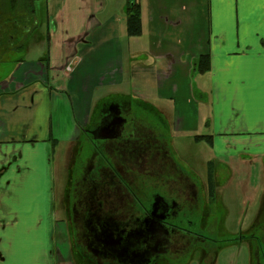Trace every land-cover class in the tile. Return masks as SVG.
Here are the masks:
<instances>
[{"label":"crops","instance_id":"obj_1","mask_svg":"<svg viewBox=\"0 0 264 264\" xmlns=\"http://www.w3.org/2000/svg\"><path fill=\"white\" fill-rule=\"evenodd\" d=\"M137 1L138 37L126 35L124 0H46L45 13L31 23L38 28L22 29L30 40H8L7 50L27 56L16 57L0 79V264H53L51 209L19 208L20 187L42 183L45 209L52 89L67 93L74 132L112 89L163 117L170 104L171 132L193 147L203 143L206 164L231 169L264 156V0ZM35 47L38 55L30 58ZM203 55L210 58L208 74H193ZM196 136H210L211 144L195 143Z\"/></svg>","mask_w":264,"mask_h":264},{"label":"flooded vegetation","instance_id":"obj_2","mask_svg":"<svg viewBox=\"0 0 264 264\" xmlns=\"http://www.w3.org/2000/svg\"><path fill=\"white\" fill-rule=\"evenodd\" d=\"M97 105L81 130L88 156L76 141L60 197L70 260L222 264L231 251L236 264H264L259 209L244 227V210L229 225L221 187L212 197L207 166L202 179L180 164L161 119L123 98Z\"/></svg>","mask_w":264,"mask_h":264},{"label":"rangeland","instance_id":"obj_3","mask_svg":"<svg viewBox=\"0 0 264 264\" xmlns=\"http://www.w3.org/2000/svg\"><path fill=\"white\" fill-rule=\"evenodd\" d=\"M41 4L37 3V16L36 18L39 20L40 16H43V11L40 8ZM1 8V7H0ZM42 12V13H40ZM19 18H12L6 14V12H0V79L6 77L9 70L12 69V61L16 57L27 56L25 50L21 52H13L11 50H7L12 43H8L9 39H13V44L18 42L17 40H21L20 44L24 43L23 39L28 40L30 37L26 38L23 35L22 29H28L29 31L32 29V25L28 24L24 25L25 20H19L21 25H13V20ZM24 21V22H23ZM9 23L8 25H5ZM26 24V23H25ZM34 37V36H32ZM30 40V39H29ZM15 41V42H14ZM31 44V43H30ZM30 51L28 55L30 58H34L35 55H38V51L35 50ZM133 79V75H132ZM128 82L130 81L129 75L127 78ZM62 84V83H61ZM127 90L124 89V92ZM113 98V99H112ZM117 98H127V95L121 93H115V90H110V98H102L98 101V103L102 102H110ZM129 102H134V99L127 98ZM139 100V99H138ZM138 102V101H135ZM139 103V102H138ZM152 103L159 105L155 100H152ZM166 103L165 107L168 111L163 110V114L166 116H161L157 114L156 110L153 109L154 107H147L148 112L151 117L155 119H161L163 123H165V131L168 132V137L173 143V147L176 149L177 152V159L179 160L182 166H188L194 171H196L197 175L200 178H204L206 172V166L208 167L210 164H213L214 167V176L215 173L217 175L214 178V181L217 180V183L221 187V192L223 191V203L231 215V218L228 220L229 225L234 223V225H238V215L239 212L242 211L245 206L244 214V227L249 220L253 217L259 209L260 214V225L264 222V199L262 198L264 195V156L263 154L260 155L258 158L255 155H251L249 157L248 162L239 163L237 162L233 165V174L231 173V169L225 167V164L221 165L215 162H209L206 164V161L210 159L208 149L203 145V143L198 144L197 147H193L192 140L189 139L187 136L175 135L170 130V118H171V105ZM144 105V104H142ZM146 106V105H145ZM98 108L96 107V110ZM50 110H51V120H52V140H56L54 142V147L52 146V153H49V169L50 174L46 177L45 183L46 185V203L45 209L41 208L42 201L40 196V190L42 189V183L37 188H30L29 186H22L19 189V208L22 210L24 209L25 205H32L34 204L36 213L42 214L46 212L50 208L51 209V249H52V256H53V264H78V262H74L70 260L67 256V247L65 244L62 226L64 224V217L61 211L60 205V197L62 194V190L65 187L64 183L67 176V166H72V158L76 152V145L75 142L79 141L80 146H82V154L81 157L85 159L88 156V152L84 146V142L86 140L85 133L74 132V122L72 121V113H71V106L69 103V99L67 93L64 91H60L59 89H52L50 95ZM151 120V118H150ZM153 120V119H152ZM223 167V168H221ZM258 167V168H257ZM229 169V172L226 170ZM226 171V172H225ZM252 171V172H251ZM240 172V173H239ZM250 174L251 181H254L255 189L253 186L247 183V175ZM252 173V175H251ZM239 174V175H238ZM243 175V176H240ZM50 177V178H49ZM49 178V179H48ZM244 180V181H243ZM243 181V182H242ZM239 184L238 186L236 185ZM246 185H245V184ZM244 184V185H243ZM242 187H241V186ZM223 187V188H222ZM218 188V187H217ZM257 192V197L255 193ZM254 194L251 197V194ZM254 198V199H253ZM253 200V201H251ZM41 203V205H38ZM243 205V206H242ZM243 208V209H242ZM45 210V211H44ZM244 212V211H243ZM246 215V216H245ZM47 219L44 218V225L47 227ZM248 220V221H247ZM41 218H36L34 220V225L36 230L41 227ZM43 224V221H42ZM5 226H10V223H7ZM38 232V230H37ZM32 233V232H31ZM29 233L28 235H30ZM227 236H223L222 239L226 238ZM228 238V237H227ZM26 250L19 249L18 256L22 257L25 256ZM235 256V255H234ZM233 253L231 251H227L226 259L222 264H236V261L233 259ZM229 258V259H228Z\"/></svg>","mask_w":264,"mask_h":264},{"label":"trees","instance_id":"obj_4","mask_svg":"<svg viewBox=\"0 0 264 264\" xmlns=\"http://www.w3.org/2000/svg\"><path fill=\"white\" fill-rule=\"evenodd\" d=\"M124 19H125V31L128 37H138L141 35V22H140V6L137 0H124ZM45 2L46 0H0V12H6V14L12 18H19V20H26L24 25L31 24L35 17L37 16L35 7L37 3L41 4V9L43 14L45 13ZM38 11V9H37ZM42 13V12H40ZM14 19L13 22L19 21ZM26 23V24H25ZM33 29H37L38 25L32 26ZM45 41L46 38H45ZM46 59V57H45ZM210 69V58L208 55L199 56L193 63V74L197 75H206ZM95 102V100H94ZM195 143L201 141L211 144L210 136H196L193 137ZM53 147L55 140H52ZM208 176H209V189L212 197L215 194L218 184L214 181V167L213 164H210L207 167ZM264 199V195L262 197Z\"/></svg>","mask_w":264,"mask_h":264}]
</instances>
